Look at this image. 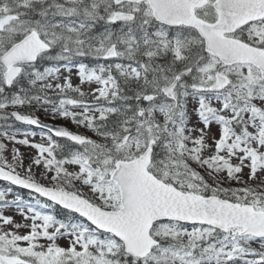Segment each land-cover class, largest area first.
Here are the masks:
<instances>
[{"label": "snow or ice", "instance_id": "snow-or-ice-1", "mask_svg": "<svg viewBox=\"0 0 264 264\" xmlns=\"http://www.w3.org/2000/svg\"><path fill=\"white\" fill-rule=\"evenodd\" d=\"M0 182V264H264V0H0Z\"/></svg>", "mask_w": 264, "mask_h": 264}, {"label": "rangeland", "instance_id": "rangeland-1", "mask_svg": "<svg viewBox=\"0 0 264 264\" xmlns=\"http://www.w3.org/2000/svg\"><path fill=\"white\" fill-rule=\"evenodd\" d=\"M21 151L24 152V153H29L31 150L27 149V148H24V147H21Z\"/></svg>", "mask_w": 264, "mask_h": 264}]
</instances>
